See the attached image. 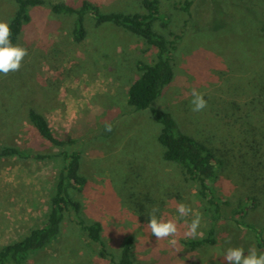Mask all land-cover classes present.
I'll return each mask as SVG.
<instances>
[{"label": "rangeland", "instance_id": "rangeland-1", "mask_svg": "<svg viewBox=\"0 0 264 264\" xmlns=\"http://www.w3.org/2000/svg\"><path fill=\"white\" fill-rule=\"evenodd\" d=\"M49 1L81 0H44L29 7L31 19L16 43L28 54L19 71L0 74V148L18 145L30 154L59 151L30 122L31 107L45 114L55 136L75 139L87 178L84 191L75 193L82 201L81 215L103 223L104 239L116 253L126 236H133L136 264H226L223 255L229 247H243L246 255L250 247L264 252V242L259 246L256 234L236 225L231 212L249 189L246 167L264 168V153L253 148L264 138V110L253 105L264 102L254 91L264 84V0H195L190 14L181 8L182 0H161L162 11L172 19L164 33L174 29L182 36L175 76L153 105L170 111L183 131L228 160L219 184L230 202L224 214L231 218L216 222V244L196 250L182 241L194 217H180L176 208L184 203L201 215L195 238L206 235L211 218L196 187L163 157L160 125L150 109L136 110L127 100L129 83L139 74L137 60H151L155 49L144 53L146 44L137 35L111 22L96 26L90 19L85 39L75 41L73 17L53 13ZM90 1L105 12L144 11L141 0ZM15 10V0H0V21L9 22ZM194 88L207 100L200 112L192 111ZM109 124L111 131H106ZM62 164L56 156L0 159V245L43 223ZM153 207L159 208L158 218L177 222L175 247L157 241L146 227ZM245 219L263 226L264 204L249 209ZM97 249L70 211L60 238L29 263L110 264Z\"/></svg>", "mask_w": 264, "mask_h": 264}, {"label": "trees", "instance_id": "trees-1", "mask_svg": "<svg viewBox=\"0 0 264 264\" xmlns=\"http://www.w3.org/2000/svg\"><path fill=\"white\" fill-rule=\"evenodd\" d=\"M195 0H182L181 8L190 14V8ZM16 10L9 23L12 29L11 41L16 45L23 31L24 24L30 21L29 7L43 5L44 0H15ZM53 13L62 16H72L73 26L71 34L75 41H82L87 35L86 19L94 20L99 26L111 22L117 27H123L141 38L146 47L155 49L151 60L139 58L136 67L139 72L127 88L128 103L134 109H150V114L160 125L158 141L162 146V155L166 160L174 162L180 169L184 178L196 187V196L204 205L205 212L211 218V225L206 235L198 238H184L182 241L190 249L196 250L205 245H214L216 222L227 219L224 211L229 199L225 197L221 172H228V160L219 156L216 149L197 137L183 131L175 116L167 110L153 105V102L171 83L175 76L176 60L175 51L182 32L169 29L171 16L162 11L161 0H141L143 12L102 11L98 4L90 0H81L78 4L64 1H49ZM90 15V17H89ZM92 17V18H91ZM93 22V21H92ZM157 27V28H156ZM162 28V29H161ZM264 29V26L261 30ZM258 96L264 97V84L255 88ZM254 107L264 110V102L259 104L254 101ZM251 114V113H250ZM249 115V117H251ZM28 117L38 132L59 151L54 153H33L18 145H4L0 148V159L6 157L35 158L61 157L63 164L54 181L53 191L49 198L46 217L41 225L32 227L22 238L0 246V264H30L32 255L45 249L60 238L66 214L73 211L77 224L88 241L96 243L97 253L110 264H136L134 259V237L127 235L125 242L120 247L119 253L108 246L103 236V223L101 221H87L82 217V201L75 197V193H82L87 182L86 176L81 172V151L75 139L65 140L55 136L45 114L31 107ZM260 123V120H257ZM259 142L253 148L264 153V138L259 137ZM226 152V151H225ZM224 152V153H225ZM237 158V155L235 156ZM253 164V163H252ZM249 189L244 193V198L238 200L232 207V218L239 227H246L253 231L258 239V245L264 242V225L246 221L245 215L249 209L257 208L264 204V168L255 164L246 167Z\"/></svg>", "mask_w": 264, "mask_h": 264}, {"label": "clouds", "instance_id": "clouds-1", "mask_svg": "<svg viewBox=\"0 0 264 264\" xmlns=\"http://www.w3.org/2000/svg\"><path fill=\"white\" fill-rule=\"evenodd\" d=\"M12 29L7 21H0V74L8 75L11 72L19 71L22 66L24 57L28 54V50L20 45H14L11 41ZM192 111L200 112L207 107V100L204 93L199 92L195 88L192 90L191 99ZM106 131H111V125L106 126ZM180 217L193 215L191 223L187 226L184 233L185 238H195L199 233L202 217L195 213L193 209L180 203L177 208ZM158 207H153L147 213L148 222L146 227L150 230L151 235L157 241L167 240L168 244L175 247L178 243L176 237L179 234V227L173 219L158 218L156 213ZM179 251V249H177ZM226 264H264V252L258 253L255 247H250L245 254L243 247H229L223 255Z\"/></svg>", "mask_w": 264, "mask_h": 264}, {"label": "crops", "instance_id": "crops-1", "mask_svg": "<svg viewBox=\"0 0 264 264\" xmlns=\"http://www.w3.org/2000/svg\"><path fill=\"white\" fill-rule=\"evenodd\" d=\"M3 244H5V243H3ZM3 244H1V245H3ZM1 245H0V246H1Z\"/></svg>", "mask_w": 264, "mask_h": 264}]
</instances>
